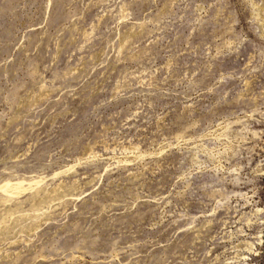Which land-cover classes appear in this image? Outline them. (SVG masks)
Here are the masks:
<instances>
[{
	"label": "rangeland",
	"instance_id": "1",
	"mask_svg": "<svg viewBox=\"0 0 264 264\" xmlns=\"http://www.w3.org/2000/svg\"><path fill=\"white\" fill-rule=\"evenodd\" d=\"M0 264H264V0H0Z\"/></svg>",
	"mask_w": 264,
	"mask_h": 264
}]
</instances>
